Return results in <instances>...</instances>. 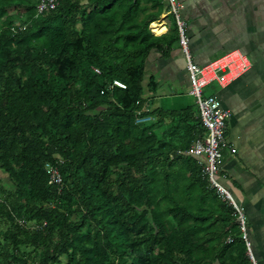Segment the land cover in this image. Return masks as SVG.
<instances>
[{"label": "trees", "instance_id": "obj_1", "mask_svg": "<svg viewBox=\"0 0 264 264\" xmlns=\"http://www.w3.org/2000/svg\"><path fill=\"white\" fill-rule=\"evenodd\" d=\"M38 1L0 0V264H253L184 153L196 111L144 106L148 54L178 42L171 14L149 28L164 1Z\"/></svg>", "mask_w": 264, "mask_h": 264}, {"label": "crops", "instance_id": "obj_2", "mask_svg": "<svg viewBox=\"0 0 264 264\" xmlns=\"http://www.w3.org/2000/svg\"><path fill=\"white\" fill-rule=\"evenodd\" d=\"M182 1V18L196 63L235 49L251 60L250 69L229 85L212 82L205 90L212 88L208 94L216 95L231 110L226 136L235 151L223 153L224 182L245 212L255 264H264V0ZM164 3L161 14L149 25L156 35L166 33L170 26ZM143 88L144 106L151 111L169 115L190 106L198 114L178 42L164 51H150ZM143 118H148L143 122L155 120L153 115Z\"/></svg>", "mask_w": 264, "mask_h": 264}, {"label": "built area", "instance_id": "obj_3", "mask_svg": "<svg viewBox=\"0 0 264 264\" xmlns=\"http://www.w3.org/2000/svg\"><path fill=\"white\" fill-rule=\"evenodd\" d=\"M59 0H39L37 13L53 10ZM168 6V14H171L176 25L178 44L182 52L185 68L188 73L190 83V93L194 97L197 105V113L201 125L205 132L197 136L185 154L198 159L203 178L208 186L215 192L221 202L229 205L233 209V215L240 230L241 239L248 248V254L255 264L250 251L248 239L246 215L243 208L238 205L233 194L226 186L224 180L226 174L222 170V159L225 150L231 152L235 148L231 145L226 136L227 121L231 117V110L224 107L220 99L214 94H204V89L212 82H217L221 87H225L238 79L251 67L250 58L240 50H231L223 53L219 57L203 64L194 61L189 48V39L186 33V22L182 18L184 3L182 0H164ZM152 31L153 29L150 28ZM94 71L99 73V69L94 67ZM125 88L126 85L118 79H113L110 87ZM148 118L137 117L136 122H143ZM45 173L48 176V183L55 185L60 190L62 177L56 163L46 162ZM232 236H228L227 241L231 242Z\"/></svg>", "mask_w": 264, "mask_h": 264}, {"label": "rangeland", "instance_id": "obj_4", "mask_svg": "<svg viewBox=\"0 0 264 264\" xmlns=\"http://www.w3.org/2000/svg\"><path fill=\"white\" fill-rule=\"evenodd\" d=\"M210 91H213L212 88L210 90L209 89H206V90L204 89V94H208Z\"/></svg>", "mask_w": 264, "mask_h": 264}]
</instances>
